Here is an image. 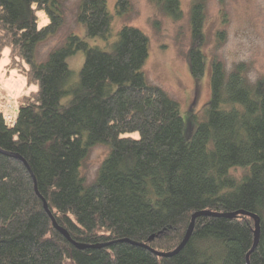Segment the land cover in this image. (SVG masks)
<instances>
[{
	"label": "trees",
	"instance_id": "trees-1",
	"mask_svg": "<svg viewBox=\"0 0 264 264\" xmlns=\"http://www.w3.org/2000/svg\"><path fill=\"white\" fill-rule=\"evenodd\" d=\"M61 1L0 0V54L8 48V66L35 86L14 124L0 109V264H264V78L250 82L242 63L228 73L211 59L209 101L186 127L179 103L144 77L149 40L135 26L123 25L106 48L68 33L36 60L38 43L64 22ZM151 1L182 15L179 0ZM115 7L123 14L131 1ZM205 10L206 0L191 1L185 57L194 78L206 65ZM76 17L87 36L109 40L106 0H79ZM79 50L71 83L67 57ZM95 143L108 152L86 183L80 166ZM38 194L72 241L95 247L67 240ZM201 210L235 214L197 216L175 255L152 251L175 249ZM239 211L260 217L252 251L254 219Z\"/></svg>",
	"mask_w": 264,
	"mask_h": 264
},
{
	"label": "rangeland",
	"instance_id": "rangeland-1",
	"mask_svg": "<svg viewBox=\"0 0 264 264\" xmlns=\"http://www.w3.org/2000/svg\"><path fill=\"white\" fill-rule=\"evenodd\" d=\"M130 1V9L120 14L117 13L115 0H106L107 9L112 16L108 40L86 35L84 25L76 20L79 0H62L60 8L64 22L53 35L38 43L36 60H44L48 51L59 45L68 33L79 35L91 45L106 48L110 41L116 38L123 25L135 26L142 30L149 40L148 56L142 67L144 77L149 83L161 87L179 103L186 127L195 126L203 107L209 101L208 63L211 59L220 60L228 73L234 65L242 63L250 82L264 78V0H206V41L203 46L206 65L204 74L199 78L191 75L185 57L190 44L189 9L192 0H179L182 9L179 19L168 16L151 0ZM37 16L39 26L48 22L45 11L38 10ZM8 52V48H5L0 54V109L16 115L21 97L35 89V86L28 84L22 73L8 66ZM83 59L81 50L67 57L72 71L71 83L78 80ZM8 96L10 99L6 100ZM67 99L68 96L63 97L62 101ZM125 135L137 136L138 132H126ZM107 152L108 147L103 144L95 143L90 147L80 166V174L86 183L94 179ZM235 170L241 173L244 169Z\"/></svg>",
	"mask_w": 264,
	"mask_h": 264
},
{
	"label": "water",
	"instance_id": "water-1",
	"mask_svg": "<svg viewBox=\"0 0 264 264\" xmlns=\"http://www.w3.org/2000/svg\"><path fill=\"white\" fill-rule=\"evenodd\" d=\"M34 189L38 193L36 187ZM41 200H42L43 208L48 213V215H49V217H50V219L52 221L53 226L58 231H60L66 237L67 240H69L71 243H73L76 248L82 249V248L89 247L88 245L80 244V243H76V242L72 241V239L70 238V236L67 233V231L64 228H62V227H60V226L57 225L55 219L51 215V212L49 211V209H47L48 206H47L46 200L43 197H41ZM239 212L240 213H244V214L247 213L248 215H250L254 219V226H255V229H254V242H253V245H252V247L250 249V251H252L256 247L257 242H258V239H259L260 217L257 214H255V213H250V212H247V211L246 212L239 211ZM239 212H237V213H239ZM233 214H235V213H226V212L225 213H217V212H210V211H205V210H203V211L202 210L201 211H197V212H195V213L192 214L191 220H190V222H189V224L187 226V229H186V231H185V233L183 235V238L180 241V243L177 244V247L175 249H173L170 252H161V251H155V250H152V251L155 254H157L158 256H165L166 257V256H171L173 254L175 255V253H177L186 244V242L188 241V239H189V237H190V235L192 233L193 227H194V220H195V218L197 216H200V215H212V216H225V218H226V217H231ZM125 240L126 241H129L132 244L139 245V246H143V247H146V248L150 249L147 245H145L143 243H138V242L131 241V240H127V239H125ZM90 247H95V246H90ZM247 257L248 256H246V259H247Z\"/></svg>",
	"mask_w": 264,
	"mask_h": 264
},
{
	"label": "built area",
	"instance_id": "built-area-1",
	"mask_svg": "<svg viewBox=\"0 0 264 264\" xmlns=\"http://www.w3.org/2000/svg\"><path fill=\"white\" fill-rule=\"evenodd\" d=\"M10 99V97L8 96L6 100ZM10 101V100H9ZM10 104H11V101H10ZM7 107V104L5 105ZM6 109V108H5ZM2 117L4 119V121L8 122L9 124L10 123H14L15 122V119H16V116L15 115H11L10 113H6L4 110H2Z\"/></svg>",
	"mask_w": 264,
	"mask_h": 264
},
{
	"label": "bare ground",
	"instance_id": "bare-ground-1",
	"mask_svg": "<svg viewBox=\"0 0 264 264\" xmlns=\"http://www.w3.org/2000/svg\"><path fill=\"white\" fill-rule=\"evenodd\" d=\"M16 115H17V114H16ZM15 120H16V119H15ZM5 123L9 124V123H8V122H6V121H5ZM14 123H15V122H14ZM14 123H10V124H9V126H10V125H12V124H14Z\"/></svg>",
	"mask_w": 264,
	"mask_h": 264
},
{
	"label": "crops",
	"instance_id": "crops-1",
	"mask_svg": "<svg viewBox=\"0 0 264 264\" xmlns=\"http://www.w3.org/2000/svg\"><path fill=\"white\" fill-rule=\"evenodd\" d=\"M2 90L6 93V91L4 89H2Z\"/></svg>",
	"mask_w": 264,
	"mask_h": 264
}]
</instances>
